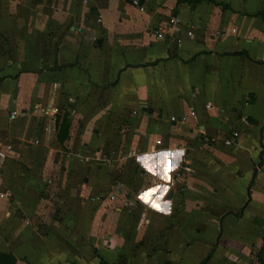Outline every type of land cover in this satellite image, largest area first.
I'll return each mask as SVG.
<instances>
[{"label": "crops", "instance_id": "crops-1", "mask_svg": "<svg viewBox=\"0 0 264 264\" xmlns=\"http://www.w3.org/2000/svg\"><path fill=\"white\" fill-rule=\"evenodd\" d=\"M141 4L0 0L14 264H264V0Z\"/></svg>", "mask_w": 264, "mask_h": 264}, {"label": "built area", "instance_id": "built-area-1", "mask_svg": "<svg viewBox=\"0 0 264 264\" xmlns=\"http://www.w3.org/2000/svg\"><path fill=\"white\" fill-rule=\"evenodd\" d=\"M84 1H93V0H84ZM132 3L134 5H136V6H138L141 11L145 10V7L143 6V4H141V0H132ZM169 22L171 24L177 25V24H179V18L177 16L173 15L170 18ZM155 33L160 38L164 37V34H165L162 29L161 30H156ZM188 33L191 34L192 32L189 31ZM206 108L210 109L211 108V104H207ZM51 109H52V107H50L47 111H51ZM191 114L192 115H196L197 114L196 110H193L191 112ZM17 115H18L17 110H14V111L11 112L10 116H11V118H15ZM187 119H188V117L186 115H182V116L173 115V116H171V121L172 122L185 123L187 121ZM238 135L239 134L237 132L233 133V136L231 138V142L232 143H235L237 141ZM173 151H176V149H174ZM13 154H15V152H14V146L12 144H9L6 149H0V158L1 159H4V158H6L8 156H13ZM182 180H183L182 171H181V169H177V170H175L173 172V174H172V176H171V178L169 180V185L172 188L180 186L179 189L184 191L185 187L182 185ZM122 191H124V188L122 186H119V188H117V190L110 195V199L112 201H115L120 196ZM126 202H128V201L126 200Z\"/></svg>", "mask_w": 264, "mask_h": 264}, {"label": "rangeland", "instance_id": "rangeland-1", "mask_svg": "<svg viewBox=\"0 0 264 264\" xmlns=\"http://www.w3.org/2000/svg\"><path fill=\"white\" fill-rule=\"evenodd\" d=\"M0 48H2V45H0ZM0 51H4V49H0ZM5 52V51H4ZM28 64H32V62H28ZM13 105V104H12ZM49 105H46V106H43L42 107V112H43V110L44 111H46V112H48L47 110L50 108V107H48ZM60 109V108H59ZM62 109H64L63 107H62ZM12 111H14V110H12ZM51 111H52V109H51ZM53 112V111H52ZM49 113V112H48ZM121 129V128H120ZM123 130L121 129V132H122ZM123 133H125V132H123ZM141 176V175H140ZM121 178V177H120ZM140 178H142V176L140 177ZM118 180L119 179H114V182L115 183H117L118 182ZM142 180V185H144V183H145V179L144 178H142L141 179ZM140 180V181H141ZM121 181V180H120ZM115 183H114V185H115ZM127 183V182H126ZM126 183H121V184H126ZM127 184H129V183H127ZM141 185V186H142ZM118 186V185H117ZM117 186H115V187H113L112 189H110L109 191V193H108V196H109V200L111 201V202H119V200L122 202V204H123V206H125V207H127V205L128 206H130L131 204H132V200H131V197L132 196H134L133 195V191L134 190H132V187H130V185H128L127 187L126 186H123V188H124V192H121V194H120V196L115 200V201H112L111 199H110V195L112 194V193H114L116 190H117V188H119V186L117 187ZM137 186V185H136ZM137 188H138V186H137ZM127 193H128V198H126V195H127ZM119 199V200H118ZM126 199H127V201L128 202H126Z\"/></svg>", "mask_w": 264, "mask_h": 264}, {"label": "trees", "instance_id": "trees-1", "mask_svg": "<svg viewBox=\"0 0 264 264\" xmlns=\"http://www.w3.org/2000/svg\"><path fill=\"white\" fill-rule=\"evenodd\" d=\"M65 125L67 126L66 124V120L64 121ZM64 134L59 135V137L62 139V137L64 138L65 137V132H66V127H65V130L63 129L62 131ZM207 260H204L203 262H201L200 264H205ZM15 263V258L10 255V254H5V253H1L0 254V264H14Z\"/></svg>", "mask_w": 264, "mask_h": 264}]
</instances>
